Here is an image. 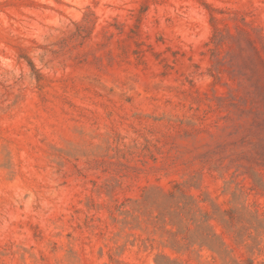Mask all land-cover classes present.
<instances>
[{"label":"rangeland","instance_id":"1","mask_svg":"<svg viewBox=\"0 0 264 264\" xmlns=\"http://www.w3.org/2000/svg\"><path fill=\"white\" fill-rule=\"evenodd\" d=\"M164 256L264 264V0H0V264Z\"/></svg>","mask_w":264,"mask_h":264},{"label":"trees","instance_id":"2","mask_svg":"<svg viewBox=\"0 0 264 264\" xmlns=\"http://www.w3.org/2000/svg\"><path fill=\"white\" fill-rule=\"evenodd\" d=\"M163 197H164V202L167 204L166 206H168L167 216L170 217L171 219L170 221H172L173 224L177 223L175 221L179 219L178 218L179 216H183V215H186L187 222L196 223L195 219L192 217V215H194L193 214L194 211H193V206L191 205V202H193L191 197L184 196V194H182V192L178 188H176L175 191H168L164 193ZM144 201H146V199ZM130 202H139V201L135 200V201H130ZM198 230H200V233L198 234L193 233V235L191 233L190 235L189 225H186V226L179 227L176 233H173L171 231H168V233L171 234V236H173V238L175 239L178 236L177 234L182 235V239L184 241V244L182 245H184V247L186 246L187 248L195 244V241H200V245L206 244L208 242L209 244L217 246L216 243L218 240V236H216V234L210 233V232L209 233L204 232L203 227L200 225L197 226V232ZM172 243L179 244L180 241H177L176 239V240H173ZM156 263L157 264H177L176 261L166 256L163 257V262H156Z\"/></svg>","mask_w":264,"mask_h":264}]
</instances>
